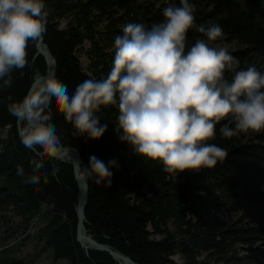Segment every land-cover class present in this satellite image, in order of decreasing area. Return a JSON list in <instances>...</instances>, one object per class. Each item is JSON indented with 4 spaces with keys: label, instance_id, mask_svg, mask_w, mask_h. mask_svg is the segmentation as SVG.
Instances as JSON below:
<instances>
[{
    "label": "trees",
    "instance_id": "1",
    "mask_svg": "<svg viewBox=\"0 0 264 264\" xmlns=\"http://www.w3.org/2000/svg\"><path fill=\"white\" fill-rule=\"evenodd\" d=\"M44 2L49 12L44 41L57 62L55 79L66 86L69 95L86 79L107 77L115 55L104 52L114 47L115 37L122 35L125 24L139 23L150 29L153 24L163 22L164 17L138 0ZM189 2L196 6L198 0ZM211 4L212 11L204 18L219 25L222 35L248 47L247 51L231 55L239 63L248 54L264 59V0H211ZM194 15L199 18L196 10ZM65 18L71 21L62 29ZM101 22H107L103 33L98 31ZM98 35L105 36L106 44L101 48ZM85 41L94 47L90 73L83 69L77 55ZM37 43L29 41L28 64L23 69H13L11 86L4 87L0 80V229H8V215L20 218L22 226L17 231L10 230L11 237L16 239L29 235L42 219L44 225L37 237L45 250L52 252L55 261L119 264L107 253L86 252L77 242L78 188L73 167L49 157H38L44 166L33 173L30 159L34 151L22 144L18 122L8 111V104L21 101L28 93L36 75H46L47 64L37 54ZM256 69L264 72V68ZM9 96L12 100H8ZM50 109V123L55 125L61 143L77 148L86 167L93 155L105 164L117 161L118 166L110 169L111 187L97 185L88 177L86 229L99 243L137 264H242L237 246L260 244L261 247L248 249V259L264 264L263 142H253L244 133L222 137L220 128L228 123L222 121L216 126L215 138L208 143L225 149L224 160L218 161L214 168L173 176L163 170L162 163L147 160L131 144L121 141L123 133L116 131L117 106L102 107L97 113L101 124H107V131L95 140L73 135L72 125L56 109L54 98ZM18 167L24 168L23 176L17 175ZM33 174L41 177L40 183H24ZM44 206L51 210L43 213ZM223 208L241 213L240 218L234 222L211 219L210 213ZM17 251L10 240L1 242L0 264H20L14 257ZM176 256L184 257L185 262H177Z\"/></svg>",
    "mask_w": 264,
    "mask_h": 264
},
{
    "label": "clouds",
    "instance_id": "2",
    "mask_svg": "<svg viewBox=\"0 0 264 264\" xmlns=\"http://www.w3.org/2000/svg\"><path fill=\"white\" fill-rule=\"evenodd\" d=\"M195 6L189 0L164 9L165 20L150 29L129 22L115 37L113 67L106 78L86 79L69 95L54 78L30 88L19 102L8 104L18 124L22 144L34 151L33 173L44 166L38 157L63 160L68 149L61 143L50 105L71 124L77 138L99 139L107 131L97 115L102 107L117 106L116 131L122 142L147 160L162 163L173 176L202 168H214L227 156L225 149L208 143L216 126L224 138L241 133L264 132V75L254 66L237 71L239 60L224 47L207 41L222 36L219 25H197ZM49 12L44 0H0V80L12 83L13 69L28 64L29 41H38L46 31ZM195 28L207 40L188 47V32ZM226 72L234 73L231 80ZM8 100H12L9 96ZM234 127L230 126L233 125ZM39 149V150H37ZM116 160L107 164L90 156L81 174L97 185L112 186ZM52 172L56 176L57 171ZM18 167L17 175H24ZM47 174H45V182ZM39 175L24 183L39 184Z\"/></svg>",
    "mask_w": 264,
    "mask_h": 264
},
{
    "label": "rangeland",
    "instance_id": "3",
    "mask_svg": "<svg viewBox=\"0 0 264 264\" xmlns=\"http://www.w3.org/2000/svg\"><path fill=\"white\" fill-rule=\"evenodd\" d=\"M139 3L144 4L151 8L154 12L159 11V13L163 15L164 9L171 7L173 5L179 6L180 0H138ZM211 0H198V3L195 6V10L199 12V18L195 19V23L197 25H204L209 26L212 25L211 20L204 18L205 14H209L212 11L211 8ZM165 20V17H163V21ZM71 18H65L61 22V28H66L68 24L70 23ZM106 24L107 22H101L98 24V31L99 32H105L106 31ZM188 33V40L186 42L188 47H191L194 45L197 39H205L207 38L202 34L196 31L195 28L191 29ZM99 37V43L100 48L106 44L103 40L105 36L98 35ZM209 43V46L211 47H224L228 50L229 54L232 53H242L244 51H247L248 47L243 44L237 43V41L230 39L228 36L222 35L219 37L216 41H207ZM92 50H94V47L90 41H85L84 45L80 46L77 50V55L80 58V62L82 64L83 69L86 72L90 73V66L92 62ZM109 53L111 56L115 55V47L111 48L108 51L104 52ZM247 58L243 57V61L239 63L237 67V71L239 70H246V66H254L255 68H264V59L261 56L248 54L246 55ZM262 75H264V72H260ZM234 73L232 72H226V79L231 80L232 75ZM248 138H250L253 142L264 143V132L261 133H247ZM252 137V138H251ZM51 208L45 207V211L43 210V213L50 211ZM211 219L214 217H218L220 220L225 222H234L238 220L241 216V213L236 212H230L226 211V209H221L219 212H212ZM9 225L8 229H0V243L5 240H10L14 244H16L18 251L15 253L14 257L20 261V264H69L65 260L61 261H55L52 252L46 251L43 243L40 242L38 239V233L39 230L44 225V220L39 219L35 225L33 226L31 232L27 236H21L19 238L13 239L10 234V230L17 231L21 226L22 222L20 218L18 217H11V215H8ZM251 219V218H250ZM159 238H162V236H159ZM257 247H261L260 244H243L238 245V257L241 258L240 261H242V264H260L256 262L251 263V259H248L249 252L248 249H255ZM205 253L202 257V259H205ZM174 259L177 262H185V258L182 256H176Z\"/></svg>",
    "mask_w": 264,
    "mask_h": 264
},
{
    "label": "water",
    "instance_id": "4",
    "mask_svg": "<svg viewBox=\"0 0 264 264\" xmlns=\"http://www.w3.org/2000/svg\"><path fill=\"white\" fill-rule=\"evenodd\" d=\"M37 54L42 56L46 64L48 66V71L45 76L40 77L38 80L34 81L31 88L39 87V85L48 78H56L57 75V62L52 56L48 46L45 44L43 35L38 40L37 43ZM50 107V106H49ZM19 127V124L17 123ZM68 149L65 158L70 157V161L66 162L63 160H59L61 163L71 165L73 167V174L75 178V182L78 188V202H77V242L81 245V247L86 251H97L104 252L109 254L116 262L119 264H137L128 256H125L119 251L113 250L111 247L99 243L95 237L88 233L86 229V208L89 203V183L88 177L86 175L81 174V166L84 164L80 151L72 146H67ZM83 167H86L85 164Z\"/></svg>",
    "mask_w": 264,
    "mask_h": 264
},
{
    "label": "bare ground",
    "instance_id": "5",
    "mask_svg": "<svg viewBox=\"0 0 264 264\" xmlns=\"http://www.w3.org/2000/svg\"><path fill=\"white\" fill-rule=\"evenodd\" d=\"M47 71H48V66H47ZM46 74H47V72H46ZM43 75H40V74H38V75H36V77H35V81L36 80H38L40 77H42ZM45 76V75H44ZM70 157H66V158H64V161H66V162H69L70 161ZM84 166V164H82V167ZM45 207L46 206H44V208H43V210L45 211Z\"/></svg>",
    "mask_w": 264,
    "mask_h": 264
}]
</instances>
